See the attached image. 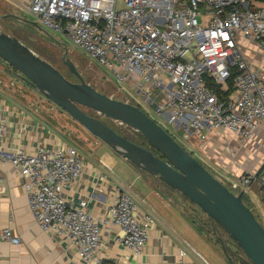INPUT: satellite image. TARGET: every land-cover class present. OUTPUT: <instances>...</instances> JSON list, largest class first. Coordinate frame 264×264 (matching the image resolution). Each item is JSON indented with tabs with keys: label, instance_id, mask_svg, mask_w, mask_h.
<instances>
[{
	"label": "built area",
	"instance_id": "2783aa9c",
	"mask_svg": "<svg viewBox=\"0 0 264 264\" xmlns=\"http://www.w3.org/2000/svg\"><path fill=\"white\" fill-rule=\"evenodd\" d=\"M26 12L39 28L64 36L110 74L133 106L144 108L184 145H204L211 133H230L247 144L264 126V79L247 59L251 48L264 53V2L29 0ZM209 81L220 95L228 92L230 81L231 92L219 98ZM5 130L0 115V160L17 171L41 231L74 248L86 264H105L99 255V223L118 228L117 242L131 255L142 253L154 222L138 214L129 194L115 189L100 219L89 213L85 200L68 206L64 192L84 174L77 150L64 145L40 146L33 153L7 149L2 146ZM244 175L236 182L217 180L247 198L252 181L258 180L264 195V162L258 172ZM260 202L264 206V197ZM0 241L20 244L9 229L1 231ZM179 256L176 264H193L182 260L185 253Z\"/></svg>",
	"mask_w": 264,
	"mask_h": 264
},
{
	"label": "crops",
	"instance_id": "0c3cea01",
	"mask_svg": "<svg viewBox=\"0 0 264 264\" xmlns=\"http://www.w3.org/2000/svg\"><path fill=\"white\" fill-rule=\"evenodd\" d=\"M9 1L26 8L29 0ZM247 57L251 67L258 70L264 79V53L251 48ZM7 68L3 62L0 64V115L6 123L2 146L7 149L22 148L26 153H33L40 146L73 147L83 160L84 174L65 190L64 197L68 206L76 207L80 201L85 200L89 213L100 219L105 216L106 208L113 201L114 190L121 189L131 196L138 214L149 215L153 219L154 225L147 243L137 257L117 242L122 235L118 228H105L99 223V255L105 264H176L181 260L180 252L185 253L182 258L184 262L202 264L198 260L205 261L197 250L203 244L202 240L206 243L208 241L201 236L196 221L188 216L190 211L188 209L187 212L186 204L193 206L191 203L158 179L133 167L104 144L91 141L86 135L85 139L89 143L85 147L75 143L76 148L74 143L69 142L70 145L61 137L62 132L58 128V122L63 124L64 118L51 113L49 108L37 106V102L34 103L35 97H31L30 93V97L23 98L22 95L26 93L22 88L26 86L19 81L20 78L10 79ZM3 87H6V91ZM10 88L11 91L8 90ZM119 90L123 92L122 87ZM18 93H21L20 99ZM64 128L61 125V129ZM202 153L205 156L208 153L211 155L215 165L222 171L219 177L236 182L241 174L260 170L264 162V126L247 144L240 143L230 133H211L207 142L201 145L200 155ZM200 155L199 158L204 162ZM0 180V233L3 229H9L20 239L19 245L0 241V264H86L79 259L74 248L48 237L34 223L22 181L8 161L0 160ZM251 187L252 183L248 188L249 198H246L254 203L260 218V214H264V206L260 201L257 205ZM163 188L171 191L174 197L168 196ZM263 218L264 215L261 221H264Z\"/></svg>",
	"mask_w": 264,
	"mask_h": 264
},
{
	"label": "water",
	"instance_id": "95a60500",
	"mask_svg": "<svg viewBox=\"0 0 264 264\" xmlns=\"http://www.w3.org/2000/svg\"><path fill=\"white\" fill-rule=\"evenodd\" d=\"M0 60L14 69L23 83L117 156L195 206L241 252L243 264H264V227L244 204L243 193L230 192L140 109L97 92L84 82L75 65L64 58L63 65L78 80L71 83L18 38L3 31H0ZM85 110L139 133L150 148L131 142ZM220 245L227 263L234 264L223 243Z\"/></svg>",
	"mask_w": 264,
	"mask_h": 264
},
{
	"label": "rangeland",
	"instance_id": "374dc122",
	"mask_svg": "<svg viewBox=\"0 0 264 264\" xmlns=\"http://www.w3.org/2000/svg\"><path fill=\"white\" fill-rule=\"evenodd\" d=\"M10 2L11 1L9 0H0V31H3L9 35L18 38L21 42L27 45L40 57L48 61L71 83H78V80L75 76L70 74L66 69V67L63 65L62 61L64 58H68L75 65L78 73L81 75L84 82L89 84L91 87H93L97 92L102 93L113 100H118L126 103L131 102L132 105H136L125 92H121L119 90L118 86L115 83L114 78H112L110 74L105 72L104 69L100 68L95 63L90 62L88 58L82 52L76 49L73 45H71L64 36L56 34L45 28H39L38 26H33L35 20L32 16H30L26 12V8H24V5H20L17 3L13 4ZM1 63L2 62H0V64ZM7 69H8L7 72H9L10 75V79L19 80L17 73L13 69L11 68H7ZM19 81H21V79ZM23 84L26 86L27 89L33 91L31 92L23 87L22 90H24L26 93V95H22L23 98L34 96L35 97L34 103L37 102L36 103L37 106H39L40 108H49L50 109L49 111L51 113L52 112L56 113L64 118V122L62 121L63 124L61 123V121L58 122L60 123V126H58V128L61 130L62 132L61 137L65 141H67L68 143L69 142L74 143V147H76L77 145L81 147H85L89 143V141L85 139V135H86L87 138L90 139L91 141H98L97 143H101L99 140L92 137L85 130H83V128L79 126L75 121H73L66 113L62 112L54 104L46 100L38 92L28 87L25 83ZM3 89L4 91H6V87H3ZM8 90L11 91L12 89L10 88ZM20 96L21 93H18L17 97L19 99L21 98ZM139 108L143 113H145L144 108L142 107ZM84 112L87 113L88 115L101 119L107 126L112 128L118 134L127 138L131 142L141 145L145 148H150L149 144L139 133L117 122L106 120L101 116L94 114L93 112L86 110ZM48 116L54 118L52 114H48ZM61 125H63L65 128L61 129ZM81 133H87V134L81 135ZM221 134H225V133H221ZM175 141L186 152H189L198 162H200L201 165H203L216 179H221V177H219L218 175H220L222 171L217 165H215L211 155L209 153L206 156L203 155V153L200 155L201 146H199L194 141H190L186 143V145H184L178 138H176ZM75 143L77 145H75ZM196 152L200 155L201 158L204 159L205 163L201 161V159L199 158L198 154H196ZM244 174L246 173L241 174V176ZM241 176L238 177L237 180L241 178ZM160 187L162 188V186ZM225 187L228 186L225 185ZM259 189H260V185L258 183V180L252 181L251 190L252 193L255 194L257 198L256 199L257 205H259L260 197H264V195H262V193L259 192ZM163 191L166 192L168 196L174 197L171 191H168L164 188ZM234 193L237 194L238 192H234ZM243 202L248 207V209L254 214L256 219L259 222H261V224L264 227V221H261V219L259 218L258 212L257 210H255L254 203L249 199H247L245 196L243 197ZM186 205L188 206L187 212L188 209L190 211L188 216L192 220L196 221V225L201 231V236H203V238H205L208 241L206 243L205 241L202 240L203 244L198 246L199 249L197 250V252L204 257L203 259L208 264H227L222 254V247L220 245V242L223 243V246L227 253L229 250H231L232 252L235 251V249L230 246L232 242L223 233L221 229H219L214 224L211 225L210 220L197 208L189 204ZM237 251L239 252V254H241L239 250ZM198 261L201 262L202 264H207L202 259Z\"/></svg>",
	"mask_w": 264,
	"mask_h": 264
},
{
	"label": "trees",
	"instance_id": "16d2710c",
	"mask_svg": "<svg viewBox=\"0 0 264 264\" xmlns=\"http://www.w3.org/2000/svg\"><path fill=\"white\" fill-rule=\"evenodd\" d=\"M259 2H264V0H258ZM3 62V61H2ZM4 63V62H3ZM8 68H11V67H9L6 63H4ZM12 69V68H11ZM14 70V69H13ZM15 71V70H14ZM16 72V71H15ZM17 73V72H16ZM17 76L19 77V74L17 73ZM20 78V77H19ZM208 86L219 96V98H222V97H224V96H226V95H228V93H230L231 92V82L229 81V83H228V92L226 93V94H222V95H220V93H219V88L217 87V86H215L212 82H208ZM150 146V145H149ZM152 149V148H151ZM152 151H154L153 149H152ZM155 152V151H154Z\"/></svg>",
	"mask_w": 264,
	"mask_h": 264
},
{
	"label": "flooded vegetation",
	"instance_id": "af4514ba",
	"mask_svg": "<svg viewBox=\"0 0 264 264\" xmlns=\"http://www.w3.org/2000/svg\"><path fill=\"white\" fill-rule=\"evenodd\" d=\"M231 247H233L235 249L234 252H232L231 250L228 251V256L231 258V260L233 261L234 264H243L241 262V254H239V252L237 251V249L233 246V244H230ZM229 249V248H228ZM225 259V258H224ZM226 261V260H225ZM227 263V261H226ZM228 264V263H227Z\"/></svg>",
	"mask_w": 264,
	"mask_h": 264
}]
</instances>
